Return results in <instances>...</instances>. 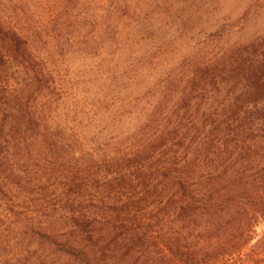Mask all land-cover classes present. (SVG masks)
Instances as JSON below:
<instances>
[{
    "label": "trees",
    "instance_id": "obj_1",
    "mask_svg": "<svg viewBox=\"0 0 264 264\" xmlns=\"http://www.w3.org/2000/svg\"><path fill=\"white\" fill-rule=\"evenodd\" d=\"M116 8L112 56L88 4L0 0V264L208 263L264 215V35L185 48L206 2Z\"/></svg>",
    "mask_w": 264,
    "mask_h": 264
},
{
    "label": "rangeland",
    "instance_id": "obj_2",
    "mask_svg": "<svg viewBox=\"0 0 264 264\" xmlns=\"http://www.w3.org/2000/svg\"><path fill=\"white\" fill-rule=\"evenodd\" d=\"M199 1V0H198ZM210 6L211 11L206 16L207 20L202 25L201 32L189 39L187 46H192L205 33L219 30L230 35L231 41H248L258 35H264V0H201ZM79 8L85 4L90 6L89 14H84L81 24L74 28V34L80 40L91 39L105 40L102 47L104 53L113 51L115 48L114 39L108 36L124 37L128 27L121 21H117L116 7H124L128 16L135 17L142 13L144 8L153 4L155 0H75ZM82 17V16H81ZM228 24V25H227ZM119 31V33L117 32ZM112 56H118L120 48ZM99 60V56H91L86 59L69 60L68 65L75 70L86 69L87 64ZM87 62V63H85ZM143 104V101H141ZM135 105V104H134ZM141 106V105H140ZM133 110V109H132ZM131 107L112 106L109 112L103 114H136L131 112ZM118 130V129H117ZM251 214V213H250ZM225 234V242L221 248L215 239L209 247L212 257L208 263L198 264H264V215H256L250 224L238 231L234 238L228 228ZM233 240H235L233 242Z\"/></svg>",
    "mask_w": 264,
    "mask_h": 264
}]
</instances>
